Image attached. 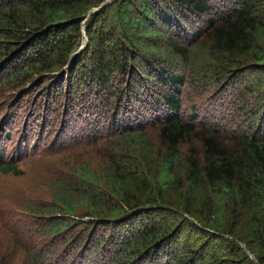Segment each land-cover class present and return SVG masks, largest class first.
Listing matches in <instances>:
<instances>
[{
  "label": "trees",
  "instance_id": "16d2710c",
  "mask_svg": "<svg viewBox=\"0 0 264 264\" xmlns=\"http://www.w3.org/2000/svg\"><path fill=\"white\" fill-rule=\"evenodd\" d=\"M107 2L0 0V264H264V0Z\"/></svg>",
  "mask_w": 264,
  "mask_h": 264
},
{
  "label": "rangeland",
  "instance_id": "374dc122",
  "mask_svg": "<svg viewBox=\"0 0 264 264\" xmlns=\"http://www.w3.org/2000/svg\"><path fill=\"white\" fill-rule=\"evenodd\" d=\"M113 0H108V2L106 3V4H104L101 8H99V9H97V10H100V9H102V8H104L106 5H108V4H110L111 2H112ZM97 10H95V11H97ZM230 83H229V81H226L225 82V84L224 85H229ZM111 88L112 89H114L113 88V84H111V86L109 87V92H111ZM104 96V95H103ZM225 97V100H223V101H221V99H220V101L219 102H215V103H212V105L213 106H211V107H208V106H206V111L209 113V116H210V118L211 119H213L214 118V122H212V123H215V122H217V123H219V121H221L222 119H225V117H227V115L228 116H230V115H234V114H236V113H238V112H236V111H233V112H231V113H229L228 111H227V108H228V101H231V98L232 97H234V98H236V96H234V94L232 93V95H231V91L230 92H228L227 93V95H225L224 96ZM92 99H93V97H92ZM107 99H108V96H107ZM95 102H97L96 100H95ZM253 103H254V98L251 96V97H249V96H247L246 97V101L245 102H242V105L240 106L241 108L243 107V109H246V108H248V109H251V107L253 106L254 107V105H253ZM88 104H90L89 102H87V105ZM98 104H99V102H98ZM96 106H97V104H96ZM239 107V108H240ZM82 110V109H81ZM83 111V110H82ZM80 112V114H85V112ZM88 113H89V111H88ZM86 114H87V112H86ZM217 116H216V115ZM243 115H248V113L247 114H245V112H243ZM225 116V117H224ZM96 117V116H95ZM95 120H97L96 118H94ZM46 164H45V168H46ZM45 178V177H44ZM87 220H90V219H87Z\"/></svg>",
  "mask_w": 264,
  "mask_h": 264
}]
</instances>
